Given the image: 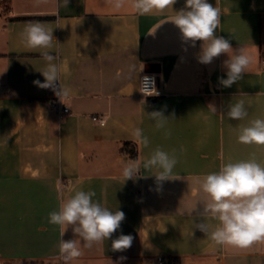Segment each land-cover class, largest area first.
Here are the masks:
<instances>
[{
  "label": "crops",
  "instance_id": "crops-1",
  "mask_svg": "<svg viewBox=\"0 0 264 264\" xmlns=\"http://www.w3.org/2000/svg\"><path fill=\"white\" fill-rule=\"evenodd\" d=\"M208 3L222 12L215 35L254 58L231 87L219 83L228 55L200 63L203 42H184L171 21L185 0L143 15L115 12L107 0H69L67 7L63 0H0V264H64L60 238L76 237L71 226L60 237L49 213L77 190L94 191V201L125 219L108 241L82 248L76 264H264V241L217 245L195 228L202 219L210 230L218 223L199 215L208 197L198 178L253 156L264 165V146L237 140L240 127L264 118V0ZM30 21L53 29L57 43L49 51L57 84L69 91V113L59 111L51 89L33 83L44 82L46 62L21 40ZM148 64L164 92L157 98L140 94ZM238 100L248 110L241 121L227 117ZM152 111L169 118L164 129L148 117ZM136 128L147 148L133 142ZM157 147L178 160L174 179L162 185L152 175L157 169L142 166ZM131 160L141 162L140 172L124 181ZM121 234L133 237L131 247L114 251L111 242Z\"/></svg>",
  "mask_w": 264,
  "mask_h": 264
},
{
  "label": "clouds",
  "instance_id": "clouds-1",
  "mask_svg": "<svg viewBox=\"0 0 264 264\" xmlns=\"http://www.w3.org/2000/svg\"><path fill=\"white\" fill-rule=\"evenodd\" d=\"M108 5L115 12L128 11L136 14H146L152 10H164L173 6L176 0H107ZM65 7L69 0H63ZM222 12L218 7L208 3V0H185L184 8L176 12L171 20L182 34L184 42H191L195 47L196 41H202L201 52L198 56L200 63L209 64L221 54H227L228 59L223 62L227 69L226 79L220 78L223 87H231L242 79L244 73L250 71L254 63L253 56L243 48L233 50L228 39L215 35V30L221 23ZM152 34V32H149ZM22 42L29 48L40 49L46 64L41 74L44 82L33 81L34 85L42 89H51L62 101L69 94L68 89L57 84L59 82V66L56 56L49 50L53 49L57 41L53 36V29H48L40 21H30L20 33ZM142 70V69H141ZM149 77H144L146 87L152 95H158L155 88L149 89ZM209 110L215 114L216 108L209 105ZM155 121L157 129H164L169 118L162 111L147 113ZM248 116V110L243 100L229 105L227 117L241 121ZM165 136L171 135L165 131ZM133 142L147 148L149 139L142 129L136 128ZM237 140L245 145L264 146V118H256L247 126L238 129ZM178 163L175 153H169L159 147L150 153L149 158L142 162L143 169L148 171L157 169L155 174L158 185L172 178L173 169ZM141 162L131 160L123 169L125 180L136 178L140 172ZM200 190L208 199L203 203L202 218L211 217L218 221L210 230V225L202 219L195 224V228L203 232L217 245L235 248H249L254 243L264 241V165L257 162L255 157L248 160L228 162L217 172H212L198 178ZM94 191L77 190L74 195L65 200L58 210L49 213V223L59 226L60 237H63L69 226L76 238L59 241V254L64 264H76L83 255L82 248H91L95 244L109 240L112 234L121 227L125 219L123 211H111L94 201ZM195 210V209H193ZM83 241V244L81 243ZM131 235H119L111 242L114 251H122L131 247ZM126 259L121 257L120 260Z\"/></svg>",
  "mask_w": 264,
  "mask_h": 264
},
{
  "label": "built area",
  "instance_id": "built-area-1",
  "mask_svg": "<svg viewBox=\"0 0 264 264\" xmlns=\"http://www.w3.org/2000/svg\"><path fill=\"white\" fill-rule=\"evenodd\" d=\"M149 77V81L147 82V86L149 89H152L153 87L155 88L156 92L158 93V95H152L154 94L153 92H149L145 81H144V77ZM140 94L146 98H155V97H160L162 95H164L163 89L160 87L158 79H157V75L153 72H144L141 77H140ZM64 97L62 98V101L59 97H57V102L60 106V112L62 113H69L70 109L69 107H67L65 105V103L63 102ZM96 120H100L102 123L105 121L104 118L99 117V116H94L93 117ZM161 264L163 263L162 261L160 262Z\"/></svg>",
  "mask_w": 264,
  "mask_h": 264
},
{
  "label": "trees",
  "instance_id": "trees-1",
  "mask_svg": "<svg viewBox=\"0 0 264 264\" xmlns=\"http://www.w3.org/2000/svg\"><path fill=\"white\" fill-rule=\"evenodd\" d=\"M155 98H157V97H155ZM124 148L126 149V147H124ZM129 152H130V154L132 156H136L137 155V152L135 151V149H130Z\"/></svg>",
  "mask_w": 264,
  "mask_h": 264
},
{
  "label": "water",
  "instance_id": "water-1",
  "mask_svg": "<svg viewBox=\"0 0 264 264\" xmlns=\"http://www.w3.org/2000/svg\"><path fill=\"white\" fill-rule=\"evenodd\" d=\"M151 65H152V64H148V65L146 66L145 70H146L147 72H149V71H154V70H151V69L149 68Z\"/></svg>",
  "mask_w": 264,
  "mask_h": 264
}]
</instances>
